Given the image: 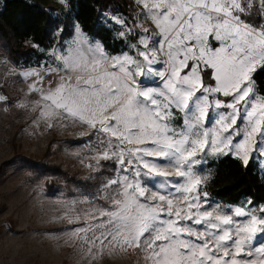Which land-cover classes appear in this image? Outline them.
Instances as JSON below:
<instances>
[{
  "label": "snow or ice",
  "instance_id": "snow-or-ice-1",
  "mask_svg": "<svg viewBox=\"0 0 264 264\" xmlns=\"http://www.w3.org/2000/svg\"><path fill=\"white\" fill-rule=\"evenodd\" d=\"M135 3L155 30L111 17L122 47L110 49L74 25L71 43L48 53L55 67L22 73L40 84L58 77L54 88L30 85L44 101L39 115L93 128L100 158L120 173L104 184L98 217L73 231L89 252L134 248L147 264H264V207L214 205L202 175L208 157L264 160L254 79L264 70V0Z\"/></svg>",
  "mask_w": 264,
  "mask_h": 264
},
{
  "label": "rangeland",
  "instance_id": "rangeland-1",
  "mask_svg": "<svg viewBox=\"0 0 264 264\" xmlns=\"http://www.w3.org/2000/svg\"><path fill=\"white\" fill-rule=\"evenodd\" d=\"M30 1L41 3L53 16L66 8L61 0ZM127 3L125 13L103 14L107 25L116 28L117 40L120 25L111 21L114 16L127 20L130 27L135 25L136 31H142L141 21L144 28L155 30L150 21L143 17L137 19L142 7L135 0ZM74 25L77 24L72 22L68 26L67 37L62 25L56 27L54 42L47 49L28 42L36 51L33 65L27 68L11 62L7 44L0 37V95L6 97V102H0V264H147L146 255L134 248L125 251L119 245H107L102 250L97 247L89 252L82 234L73 231L93 220L88 213L98 217L95 210L105 204L104 197L109 195L104 184L120 173L114 171L111 161L100 158L104 146L93 135V128L57 115H39L44 101L41 93L32 91L30 85L36 83L37 88L47 90L49 86H56L58 77L49 75L40 84L37 77L22 75L51 65L48 53L71 43L76 34ZM216 158L208 157V163L202 168V175L207 179L212 173L209 164ZM250 161L264 173V160ZM53 165L58 168L53 169ZM166 170L175 172L174 168ZM145 186L155 191L152 183ZM209 200L225 209L264 207V202L259 206L248 202L224 204L210 195Z\"/></svg>",
  "mask_w": 264,
  "mask_h": 264
},
{
  "label": "trees",
  "instance_id": "trees-1",
  "mask_svg": "<svg viewBox=\"0 0 264 264\" xmlns=\"http://www.w3.org/2000/svg\"><path fill=\"white\" fill-rule=\"evenodd\" d=\"M0 37L7 44V56L15 65L27 68L33 65L35 48L47 49L54 42V29L63 26L65 37L68 27L75 22L90 37L103 41L110 49H119L120 39L114 37L116 28L107 25L105 12H123L127 0H67L65 10L53 16L52 12L36 1H0ZM38 57V55H37ZM254 79L258 89L264 92V70H258ZM212 173L207 179L208 194L229 205H245L251 202L259 206L264 202V173L250 161L245 166L231 155L219 156L210 162ZM57 169V165L51 166ZM86 184L89 182L86 181ZM48 190L51 187L48 186Z\"/></svg>",
  "mask_w": 264,
  "mask_h": 264
}]
</instances>
